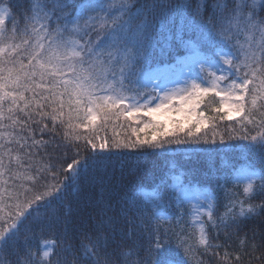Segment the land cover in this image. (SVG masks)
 <instances>
[{"label":"snow or ice","instance_id":"1","mask_svg":"<svg viewBox=\"0 0 264 264\" xmlns=\"http://www.w3.org/2000/svg\"><path fill=\"white\" fill-rule=\"evenodd\" d=\"M173 40L186 55L161 67ZM237 149L264 161V0H0V264H264L245 230L264 222V168L214 159ZM129 153L172 159L106 203ZM43 232L60 251L33 250Z\"/></svg>","mask_w":264,"mask_h":264},{"label":"trees","instance_id":"2","mask_svg":"<svg viewBox=\"0 0 264 264\" xmlns=\"http://www.w3.org/2000/svg\"><path fill=\"white\" fill-rule=\"evenodd\" d=\"M209 6L212 3V0H208ZM17 5L24 4L26 6V0H16ZM195 3V0H193V5ZM186 55L184 46L176 40H173L171 44L166 48L164 55L157 56L158 61L161 63V66L166 64H171L176 61L179 57H182ZM205 111L206 115H214V113L211 112L210 108L205 107L204 104L201 105V109ZM198 110V111H199ZM229 121H223V122H217L218 124V130L221 132L225 131L226 125H228ZM117 131H120V129H117ZM202 131H207V129H203ZM109 136L112 135L111 130L107 132ZM101 135H104V133H101ZM141 135H144L141 133ZM209 135H211V132H209ZM46 138V137H45ZM229 143L237 144V145H244L247 142L246 141H230ZM219 146V145H217ZM174 149H183L187 148V145H172L171 146ZM203 147V146H202ZM71 155V154H70ZM135 153H129L124 159H112L108 162L107 171L111 177V182L106 184V190L104 192V201L106 203L115 204L116 201L123 197L125 193L133 191L141 186H151L153 181L158 182L159 179L164 176V174L168 171V162L172 159L171 156H165L161 155L159 153H154L146 158H135ZM183 159V157H180ZM216 161L217 168L221 169V172L219 174H223L225 170H230L233 166H235L236 169H239L241 166L245 164H253L257 169L264 168V161H261L258 156L252 155L246 150L243 149H237L233 152H227V153H221L218 156L214 157ZM223 165V167H221ZM200 172L194 177L195 181H199L202 184H210V186L215 190L219 195V211H223V203H224V193L222 190H219L216 188V182L215 180H209L205 176L206 169L203 165L200 166ZM113 186L116 187V190L113 191ZM229 188L232 187L231 184L228 185ZM89 191L93 194L94 198L99 199L100 195V187L97 185L95 188H90ZM235 191H239V189H235ZM69 200H74V197H69ZM256 202H259L257 200ZM89 211H92L91 208L88 209ZM79 209L76 208V206L73 204V212L70 219L76 220L77 219V213ZM98 212L99 209H96ZM257 226L258 230L261 233H264V222H261L260 218L249 220L246 222L245 230L252 228L253 226ZM73 225L69 226V232L71 234V229ZM251 233H249L250 235ZM241 235H243V232H241ZM82 238V237H81ZM44 240H56L57 241V248L56 251H60V240L61 236L59 234H54L51 232H43V233H37L36 239L33 241V250H43L42 249V242ZM80 242L79 239L76 240V244L78 245ZM86 242V241H85ZM220 242H225V237L223 234L220 236ZM232 249L239 250V240L235 237H233L230 241ZM210 259V258H209Z\"/></svg>","mask_w":264,"mask_h":264},{"label":"rangeland","instance_id":"3","mask_svg":"<svg viewBox=\"0 0 264 264\" xmlns=\"http://www.w3.org/2000/svg\"><path fill=\"white\" fill-rule=\"evenodd\" d=\"M180 58V57H179ZM161 67H163V66H161ZM199 110V109H198ZM174 117L176 116V114L175 113H173L172 114ZM185 211L187 212V206H185Z\"/></svg>","mask_w":264,"mask_h":264}]
</instances>
